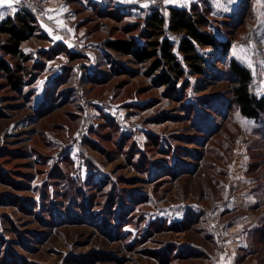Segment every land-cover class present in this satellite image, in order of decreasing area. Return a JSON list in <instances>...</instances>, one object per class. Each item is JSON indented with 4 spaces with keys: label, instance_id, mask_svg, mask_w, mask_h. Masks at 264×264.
Here are the masks:
<instances>
[{
    "label": "rangeland",
    "instance_id": "374dc122",
    "mask_svg": "<svg viewBox=\"0 0 264 264\" xmlns=\"http://www.w3.org/2000/svg\"><path fill=\"white\" fill-rule=\"evenodd\" d=\"M55 1L68 10L60 36L87 55L33 53L18 90L0 75V264H264V114H240L228 73L231 59L247 66L264 97V0L197 5L233 45L228 58L202 49L206 75L176 91L152 62L105 46L150 8ZM225 197L221 241L201 208Z\"/></svg>",
    "mask_w": 264,
    "mask_h": 264
},
{
    "label": "trees",
    "instance_id": "16d2710c",
    "mask_svg": "<svg viewBox=\"0 0 264 264\" xmlns=\"http://www.w3.org/2000/svg\"><path fill=\"white\" fill-rule=\"evenodd\" d=\"M197 5L200 3H192L191 7L150 9L141 29L137 25L130 26L126 30L129 38L109 40L105 46L131 57L135 63L152 62V71L162 73L160 82L176 91L179 80L186 73L199 77L206 75L210 66L202 49H212L228 58L233 45L232 38L218 39L213 34L211 12L200 10ZM39 30L38 19L25 9L0 23V75L14 90L23 85L25 64L29 61L22 44L35 37L45 38ZM172 36H176L177 41ZM71 57L76 58V55L71 52ZM228 67L232 104L243 117L259 120L264 114V97L254 92L251 69L235 59L229 60Z\"/></svg>",
    "mask_w": 264,
    "mask_h": 264
},
{
    "label": "crops",
    "instance_id": "0c3cea01",
    "mask_svg": "<svg viewBox=\"0 0 264 264\" xmlns=\"http://www.w3.org/2000/svg\"><path fill=\"white\" fill-rule=\"evenodd\" d=\"M118 5H130L132 6V4L135 3L136 0H110ZM203 0H166V7H191L192 3H201ZM44 2L45 7L47 8V15L45 18L38 20V26H39V34L45 36L44 43H47L49 45H46V47H41L39 49H32L29 48L27 46L28 42H24L22 44V50L25 54V56H28L29 61H31V55H34L33 53H36L39 50H42L44 52H50L51 50H56V49H61L60 47H64V44L62 42H60L58 39L54 38L51 36L52 32L58 29H62L63 28V20H65L66 16L65 14H67L68 10L67 7L61 3H59V1H55V0H42V3ZM58 3V4H57ZM16 11L13 12L11 11V9L7 8V6H5V8L3 9V11L6 12V14L0 18V23L5 20L8 17H13L15 16L19 11L20 8L13 3L12 5ZM65 32V31H64ZM67 46V45H66ZM37 56V55H36ZM28 61V62H29ZM37 62V60H36ZM50 67L49 62H46V68L44 71V74L47 73V69ZM57 68V67H56ZM55 74V75H54ZM51 76H47L45 79H43L41 81V83L43 84H50L52 83L57 77H59L60 72H56ZM40 77H42L40 75ZM40 79V78H39ZM40 81V80H39ZM51 81V82H50ZM47 84V86H48ZM46 87V86H45ZM45 87L42 88V90L40 89V93L45 92ZM233 206L229 207L228 210H232Z\"/></svg>",
    "mask_w": 264,
    "mask_h": 264
},
{
    "label": "built area",
    "instance_id": "2783aa9c",
    "mask_svg": "<svg viewBox=\"0 0 264 264\" xmlns=\"http://www.w3.org/2000/svg\"><path fill=\"white\" fill-rule=\"evenodd\" d=\"M20 9H25L29 13H31L35 18L40 20L45 16V9L40 4L39 0H19V2H14ZM133 6H145L150 9H164L165 4L163 0H136ZM61 32L55 30L52 32L51 36L58 39L64 45H67L68 49L73 52L74 54H78L81 56H86V52L83 51V46L78 43H73L68 36L61 37ZM258 37H245L241 40V43H247L250 40H256ZM258 53L264 58V46L260 45L257 48ZM70 146L72 144H69ZM234 201L232 197H225L220 201H217L210 207H203L201 208L203 218L209 221L211 224V231L212 234L219 240L223 241L224 234L223 229L220 227V217L223 215L226 207L230 205Z\"/></svg>",
    "mask_w": 264,
    "mask_h": 264
},
{
    "label": "snow or ice",
    "instance_id": "6c2138e0",
    "mask_svg": "<svg viewBox=\"0 0 264 264\" xmlns=\"http://www.w3.org/2000/svg\"><path fill=\"white\" fill-rule=\"evenodd\" d=\"M14 2H19V0H0V18H2L6 14V12L3 11L5 6L11 9V11L13 12L16 11V9L12 6Z\"/></svg>",
    "mask_w": 264,
    "mask_h": 264
}]
</instances>
